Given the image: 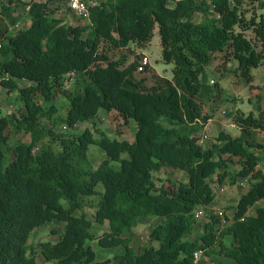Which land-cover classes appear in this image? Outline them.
I'll list each match as a JSON object with an SVG mask.
<instances>
[{
    "label": "trees",
    "instance_id": "1",
    "mask_svg": "<svg viewBox=\"0 0 264 264\" xmlns=\"http://www.w3.org/2000/svg\"><path fill=\"white\" fill-rule=\"evenodd\" d=\"M254 2L264 8V0H100L90 8L88 24H75L68 22L64 0H0V81L23 101L19 112L0 116V264H38L39 253L50 264H112L110 257L97 258L89 243L94 239L105 248L123 246L114 255L119 264H194L198 250L205 258L232 259L214 258L211 264H264V205L259 204L264 144L253 137L264 131L260 85H251L260 116L237 110L240 135L221 131L218 144L200 142L213 117L202 90L212 57L231 50L248 81L255 78L252 68L264 65V14L246 20L244 10ZM25 16L31 24L9 32ZM156 23L164 55L175 66L172 79L148 85L132 77L138 60L127 62L125 54L112 59L101 45L142 44ZM237 26L253 27L261 49ZM72 73L78 78L68 87ZM21 79L34 83L21 85ZM59 93L69 101L65 116H57ZM101 108L117 110L124 124L134 118L135 139L112 138L98 128L99 136L89 127L79 130ZM61 123L70 129L61 131ZM13 129L29 134L30 142L11 143ZM40 142L41 149L34 150ZM91 144L106 154L98 166L89 156ZM164 167L183 170L187 180L168 178L157 187L153 173ZM241 178L251 185L230 206L231 222L221 227L219 216L207 209L202 232L191 238L196 209L216 203L213 182L236 184ZM94 198L91 216L86 207ZM143 215L163 221L149 235L158 245L137 250L125 233ZM56 219L65 223L64 231L54 230L56 241L31 242L36 230ZM94 222H108L110 230L97 236Z\"/></svg>",
    "mask_w": 264,
    "mask_h": 264
},
{
    "label": "rangeland",
    "instance_id": "2",
    "mask_svg": "<svg viewBox=\"0 0 264 264\" xmlns=\"http://www.w3.org/2000/svg\"><path fill=\"white\" fill-rule=\"evenodd\" d=\"M244 10L246 12V20H250L252 17H256L259 20L260 16L264 14V8H261L258 2L246 3L244 5ZM62 13L57 12V14ZM70 18L68 22H73L75 24H88L87 19H80L76 15L69 13ZM30 19H26L24 22V27L28 25ZM93 30L92 25L84 32V35H88L89 32ZM237 30H243V26H237ZM248 38H251L253 42L257 45L258 49H261L262 42L256 39L255 32L253 27H248L243 30ZM102 48L108 53L112 58H118L120 55L125 54L127 62H132L138 60L137 56L138 51L144 52L150 59V64L148 68L144 70H139L138 67L133 71L132 77L134 79H143L148 85H152L159 78H168L172 79L173 69L175 63L173 60L168 59L164 55V46L162 43L159 24H155L153 36L140 44L137 41H131L129 45L125 48H115L113 45H110L108 42H102ZM239 61L235 58L231 50L221 51L217 55H214L206 67L205 70V79H203V89L205 92V109L209 113H213V117L209 120L208 124L205 125L204 129L208 133V138L202 143L204 146H213L214 144L219 143L218 135L221 131L228 132L232 136H238L242 133V129L234 122L233 114L237 110H241L244 114H249L251 111L255 115L260 116V110L257 106V97L255 94L251 93L252 84H260L264 81V65L259 64L252 68L255 78L253 81H248L240 73ZM77 75L69 76L66 79L65 85L68 87H73L76 83ZM212 80H215L212 83ZM21 85H26L29 83H34L30 79H21L19 80ZM238 86V87H237ZM55 105L58 107L57 116H65L66 109L69 105L68 99L62 95L58 94L54 101ZM262 108L264 109V103ZM23 109V101L19 98V92L12 91L9 92L6 87L1 84L0 81V116L10 114L12 112H19ZM225 111V112H224ZM240 112V111H239ZM44 124H48V118H43L42 121ZM234 124V125H232ZM89 127L95 132L96 136H99V133L96 132V128L103 129L110 137L112 138H126L129 141L135 139V134L137 130V123L134 118H130L127 124L123 123V119L118 115L117 110L112 109L108 110L106 108H101L98 112V115L94 118L89 119L87 122H84L79 126V130ZM59 129L64 131L63 124L59 125ZM258 132L253 137L258 142L264 144L261 140H264L263 130ZM22 139L25 142H30L31 137L24 131H11V143ZM43 143L40 142L35 146V150L38 151L41 149ZM264 154V152H263ZM105 151L96 144H91L89 148V156L95 166H98L102 159L105 157ZM127 156V154H124ZM11 158L10 152L6 155L7 164ZM264 159V158H263ZM115 167H120L118 161L113 162ZM153 176L156 180L157 187H160L164 181L168 178H171L176 181H186L187 175L183 170L171 167H164L159 171H155ZM218 182H213V187L218 186ZM223 185L226 186V192L216 195V204L221 206L225 211H227L228 220H231L233 216L232 206L236 204L239 196L245 193L251 183L248 178H241L236 184H230L227 180ZM97 189L103 190L104 186L102 183L97 185ZM63 203L66 205L67 201L62 199ZM98 199H92L93 206L88 205L86 207L87 211L92 216L95 212V204ZM260 205H264V200L259 202ZM258 205V204H257ZM203 208V206H199ZM163 221L162 217L159 216H141L139 224L132 230L125 233L126 236L131 238L132 245L139 250L140 248L155 244L158 245V241H152L149 237L150 232L154 225ZM206 222L205 217L198 219L196 224V230L191 238H195L203 230L204 223ZM65 223L61 220H53L48 222L45 226H41L36 230L31 237V242L39 243L42 241L50 240L56 241L58 239V234L54 233V230L64 231ZM91 230L97 235L100 236L104 232L110 230L108 222L106 224H99L94 222L92 224ZM97 253L98 259H104L110 257L112 264H119L114 260V255L124 251L123 246H118L115 248H105L102 247L97 239L91 240L89 242ZM214 258L222 259L223 261L229 262L232 261L230 258L224 257H214L208 256L202 259L200 263L211 264L214 262ZM198 263V264H200ZM38 264H50L46 262L44 257L39 253L38 255Z\"/></svg>",
    "mask_w": 264,
    "mask_h": 264
},
{
    "label": "built area",
    "instance_id": "3",
    "mask_svg": "<svg viewBox=\"0 0 264 264\" xmlns=\"http://www.w3.org/2000/svg\"><path fill=\"white\" fill-rule=\"evenodd\" d=\"M99 3H100V0H64V4L66 5V8H68L70 10V13L76 15L80 19L82 18V19H87V20H89L90 8L92 6H97ZM30 7H31V5L28 4L26 6L25 10L26 11L30 10ZM26 19H27V17L25 16L23 19L18 20L16 23L10 25L9 26V30H10L9 32L19 31L23 28L28 27L31 23V20H30L29 24L26 25V27H24V22ZM28 19H30V18H28ZM1 46H2V42L0 40V47ZM137 56L139 57L138 69L139 70L146 69V67L149 66V64H150L149 57L142 51H138ZM72 74L75 75L74 73H72ZM212 82L214 83V80H212ZM77 125H79V124H76V126ZM63 128L65 130L70 129L66 124H63ZM207 138H208V133L205 130L202 131L200 133V142L203 143ZM34 150H35V148H34ZM261 168L264 170L263 166H261ZM223 184L224 183L219 184L218 186H214V192L216 195L218 193L223 194L226 192V190H227L226 186ZM207 209L212 210L215 214H217L219 216L221 227H224L225 225H227L231 222V220H228L227 211H225V209H223L221 206H218L216 203L215 204L213 203V204L207 205V206H203V208L198 207L196 209V217L197 218L204 217ZM241 219L243 220L244 217H242ZM204 256H205L204 250L196 251L194 254V264H198Z\"/></svg>",
    "mask_w": 264,
    "mask_h": 264
},
{
    "label": "crops",
    "instance_id": "4",
    "mask_svg": "<svg viewBox=\"0 0 264 264\" xmlns=\"http://www.w3.org/2000/svg\"><path fill=\"white\" fill-rule=\"evenodd\" d=\"M219 53V52H218ZM218 53H216L215 55H217ZM253 73V72H252ZM254 76H255V74H254ZM258 85V84H257ZM260 85V89L259 90H257V92H260L261 94H262V99H261V103H262V106H263V103H264V81L262 82V83H260L259 84ZM238 87V86H237ZM208 124V123H207ZM233 125V124H232ZM207 126V125H206ZM257 133L258 132H261V130L259 129L258 131H256ZM263 133H264V131H262ZM256 133V134H257ZM263 143H264V140H261ZM260 165L261 166H263L264 167V159L261 161V163H260ZM113 248H115V247H113Z\"/></svg>",
    "mask_w": 264,
    "mask_h": 264
},
{
    "label": "clouds",
    "instance_id": "5",
    "mask_svg": "<svg viewBox=\"0 0 264 264\" xmlns=\"http://www.w3.org/2000/svg\"><path fill=\"white\" fill-rule=\"evenodd\" d=\"M31 20V19H30ZM31 24V23H30ZM148 67V66H147ZM215 81V80H214ZM213 83V82H212ZM234 125V124H233ZM204 131V130H203ZM201 133V132H200ZM261 167V166H260Z\"/></svg>",
    "mask_w": 264,
    "mask_h": 264
}]
</instances>
